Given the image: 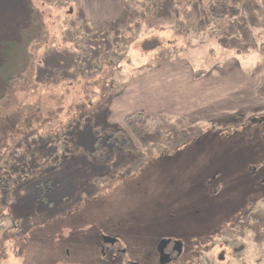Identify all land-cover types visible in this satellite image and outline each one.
<instances>
[{
    "label": "rangeland",
    "instance_id": "obj_1",
    "mask_svg": "<svg viewBox=\"0 0 264 264\" xmlns=\"http://www.w3.org/2000/svg\"><path fill=\"white\" fill-rule=\"evenodd\" d=\"M74 3L0 0V264H104L100 236L118 240L122 263L170 237L189 248L177 264L189 253L199 264H264V96L255 93L264 77V0H155L150 25L126 3L129 27L103 42L117 44L119 61L98 79L90 75L108 54L69 29ZM29 5L44 24L33 44ZM68 32L76 43L63 41ZM24 52L28 71L19 68ZM173 59L193 74L231 73L213 77L199 102L207 78L184 79L156 135L138 139L118 116L112 122L129 142L107 138L123 128L88 107L94 90L108 94L113 84L120 92ZM21 69L24 80L8 85ZM191 111L196 119L184 117ZM95 140L108 162L89 159Z\"/></svg>",
    "mask_w": 264,
    "mask_h": 264
},
{
    "label": "crops",
    "instance_id": "obj_2",
    "mask_svg": "<svg viewBox=\"0 0 264 264\" xmlns=\"http://www.w3.org/2000/svg\"><path fill=\"white\" fill-rule=\"evenodd\" d=\"M73 2H75L74 8H70L67 12L68 19H70L69 29L79 30L80 32L83 31L81 36L85 42L87 38L85 33L87 31L94 32L96 36L95 40L103 42L108 39H117L116 34L118 30H122L127 26L129 27V22L122 23V16L126 10L125 0H73ZM69 33L71 32H68L67 37H63V41L67 42V44L76 43L75 40L68 39V36L71 35ZM88 36V38L92 39L91 34ZM176 38L178 37L175 36L174 39ZM116 45V43H112L111 41V44H108V49L106 50V54L108 55L101 60H99L100 55L98 56V69L94 72V75H90L92 78L98 79L102 78V76L104 78L108 77L107 72L103 71L101 67L103 65L111 66L114 62L116 64L119 61H115L114 58H116V55L112 52V48ZM170 63L172 64H169L171 67L156 65L155 67L153 66V68H146L145 71L147 70V72H144L145 74L140 77L138 81L134 83L130 82L126 85L124 83L125 86L123 85V89L120 92L114 90L113 84L107 86L108 90H106L108 94L102 92L104 88L99 86L98 91L94 90L93 93L94 96H96L95 102H89L88 107L95 110L97 109L102 117L106 120H111L106 121V124L110 127L120 125L118 121L113 123L112 118L114 119L120 116V120L123 121L125 116L136 112H142L144 115L152 118L163 117L164 110L169 109L167 103L173 104L174 106L179 104V102H177L176 93L178 91L183 92V85H185V83H183L184 79L195 84V82H198L203 77L207 78L206 83L200 80V82L204 84H202L203 91L199 93L200 96L196 101L199 102V100L202 99L204 101V98L211 95V89L213 90L214 88V83L211 82L213 77H221L222 74L229 75L231 73L230 67L225 66L222 69L220 68L219 70H214V72L212 71V73L210 72L207 75H203L200 79L194 80L193 77L190 80L189 77L191 74L189 71L193 74V70L190 69L189 66L183 64L178 65L180 61L177 62L176 59H173V61L171 60ZM48 70L51 72L52 67H48ZM78 74L81 75L80 73ZM90 76L86 75L84 77L89 79ZM74 79H76V76ZM70 82L74 83V81H68V83ZM209 84L211 85L210 88ZM116 88H118V86ZM174 114V117L177 116L176 111ZM207 116L208 115H205L204 118H207ZM184 117L196 119L197 114L191 111ZM97 121H99V119ZM91 126L93 128V124H91L90 127ZM120 127L123 128L122 125H120Z\"/></svg>",
    "mask_w": 264,
    "mask_h": 264
},
{
    "label": "trees",
    "instance_id": "obj_3",
    "mask_svg": "<svg viewBox=\"0 0 264 264\" xmlns=\"http://www.w3.org/2000/svg\"><path fill=\"white\" fill-rule=\"evenodd\" d=\"M125 2L128 4H133L136 7V9L142 14L141 16L144 18L147 25H150V22H148V19H149V15L151 14L152 7H153L155 0H125ZM28 9H29V14H28L29 19L28 20L32 25L36 26V28L38 30L37 35L31 37V39L29 40V43L33 44V43L41 42L43 37H44L43 36L44 35L43 34L44 24H43V20L41 18V14L31 5L28 6ZM85 34L87 37L85 44L90 46V43L92 44V42H93L94 46H96L95 50L97 52H100L102 50L106 51L108 49L107 48L108 44H111V42L107 43L105 41L106 44H103L104 41L101 42V41L95 40L96 36H95L94 32L87 31ZM90 34H91L92 39L88 38L89 37L88 35H90ZM107 41H109V39ZM87 45H85L86 48H88ZM9 47L10 48L16 47V44L11 43L9 45ZM8 51H9V49L7 50V53H8ZM81 53L83 54L82 51H81ZM81 53H76V54L81 55ZM16 55H17V52H15V56ZM24 55L27 57L28 60H27V62L23 63L19 68H25L26 71H28L30 67L32 68V65H31L32 60L29 59L28 55L25 52H24ZM95 55H96V53H95ZM8 57H10V55ZM50 57H51V55H49L47 57V62H48V64L50 63V65H51V63H53V60H50L51 59ZM14 62H16V64H17L18 61L15 60ZM91 64H93V66L95 65L93 62ZM97 64L99 65V62H97ZM79 71H81V70L79 69V70L75 71V74L72 73V77L77 76ZM23 72H24V70L21 69L20 72H17V74H15L14 76L6 77L7 84L10 85L11 83L14 82V80H20V81L24 80ZM203 75H204L203 71H197L194 73L193 77H194V79L197 80V79H200ZM255 93L257 95L264 96V77H262L260 79V82L255 89ZM124 125L133 134V136H135L136 138L139 139V138H142L143 136H154V135H156L163 125V120L161 117L152 118V117H148V116L144 115V113H142V112H136V113H131V114L125 116ZM97 138H101V137H97ZM107 138H118L119 140L125 139L124 142L120 143L122 145L123 144L127 145V143L129 142V141H126L127 140L126 138H129V137L124 132V129L116 130L115 132H113V134L109 135ZM89 159L92 161L102 163V164L108 162V160H109L108 149L106 147L102 148L98 144L97 140H95L93 143V149L91 151V155H90Z\"/></svg>",
    "mask_w": 264,
    "mask_h": 264
},
{
    "label": "flooded vegetation",
    "instance_id": "obj_4",
    "mask_svg": "<svg viewBox=\"0 0 264 264\" xmlns=\"http://www.w3.org/2000/svg\"><path fill=\"white\" fill-rule=\"evenodd\" d=\"M234 225V227H236ZM168 241L166 244L163 245L161 252L158 251V245L160 241ZM100 248H99V254H100V262L104 264H160L159 259L161 254L165 255L167 257L166 260H168V263L165 264H177L178 260L186 253V255L189 252V248L185 245L183 240H179L176 238H159L155 244V247L153 248V251H147V249H144V252L142 253V260H132L128 261L126 263H122V258L126 255V251L123 248L117 247L118 240H116L114 243H103L102 242V236H100L99 239ZM180 244L178 248H176L177 244ZM222 257V256H221ZM152 258V259H151ZM183 259V258H181ZM151 260V261H150ZM199 254L190 256V253L188 257H184V262L181 264H199Z\"/></svg>",
    "mask_w": 264,
    "mask_h": 264
},
{
    "label": "water",
    "instance_id": "obj_5",
    "mask_svg": "<svg viewBox=\"0 0 264 264\" xmlns=\"http://www.w3.org/2000/svg\"><path fill=\"white\" fill-rule=\"evenodd\" d=\"M262 121H264V119H262ZM252 123H257V121L256 120H254V121H252ZM116 240L115 239H112V238H110V237H102V242L103 243H114ZM168 241H160V243H159V245H158V251L159 252H161V250H162V247H163V245L164 244H166ZM180 246V244L178 243L177 245H176V248H178ZM167 259V257L165 256V255H163V254H161V256H160V259H159V263L160 264H165V263H168L169 261L168 260H166Z\"/></svg>",
    "mask_w": 264,
    "mask_h": 264
}]
</instances>
